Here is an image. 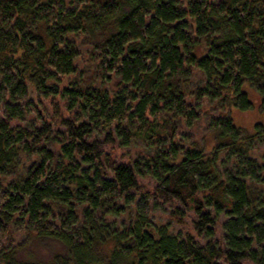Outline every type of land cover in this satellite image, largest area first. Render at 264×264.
<instances>
[{"label": "trees", "instance_id": "obj_1", "mask_svg": "<svg viewBox=\"0 0 264 264\" xmlns=\"http://www.w3.org/2000/svg\"><path fill=\"white\" fill-rule=\"evenodd\" d=\"M247 88L264 108V0H0V264L38 238L44 264H264Z\"/></svg>", "mask_w": 264, "mask_h": 264}, {"label": "rangeland", "instance_id": "obj_2", "mask_svg": "<svg viewBox=\"0 0 264 264\" xmlns=\"http://www.w3.org/2000/svg\"><path fill=\"white\" fill-rule=\"evenodd\" d=\"M85 47H81V52L83 53L84 58H86V52ZM79 68L83 67V62H78ZM98 84V83H97ZM248 96L252 102V107L247 111H241L238 109L233 110V121L235 124L239 126H250L252 123L256 122H262L264 123V108H262V99L260 96H258L255 92L252 91V89L247 88ZM217 103L207 105L205 104V113L211 114L214 111L211 109L215 108ZM47 115L50 116L52 114V110L49 106H47ZM258 120V121H257ZM206 123L205 120L202 119L198 125H196L192 132L194 134V140L198 142V145L200 147H207L209 144L212 143V140L207 134L206 131ZM139 147L137 144L129 148V150H126L128 152L127 154L133 155L136 151L139 150ZM125 154V150H119V153ZM252 155L260 161L261 157H264V148L262 146H256L252 150ZM261 160L260 162H262ZM155 218L157 221L161 222H167L170 221L171 223V229L175 231H179L182 229L183 231L188 230V225L190 222L189 217L185 219L184 224H177L174 219L169 220L167 215L163 212H155ZM160 217V218H159ZM65 253V248L58 242L52 239H46V238H38V239H31L27 241L24 246L21 249L20 257L28 262V264H44L46 262H49L52 260L55 256L61 255Z\"/></svg>", "mask_w": 264, "mask_h": 264}]
</instances>
